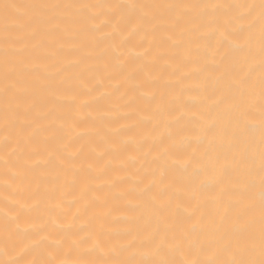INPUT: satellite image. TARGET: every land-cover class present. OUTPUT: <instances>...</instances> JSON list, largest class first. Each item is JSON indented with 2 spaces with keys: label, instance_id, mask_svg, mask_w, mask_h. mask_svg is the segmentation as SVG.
<instances>
[{
  "label": "bare ground",
  "instance_id": "obj_1",
  "mask_svg": "<svg viewBox=\"0 0 264 264\" xmlns=\"http://www.w3.org/2000/svg\"><path fill=\"white\" fill-rule=\"evenodd\" d=\"M261 0H0V264L261 259Z\"/></svg>",
  "mask_w": 264,
  "mask_h": 264
},
{
  "label": "snow or ice",
  "instance_id": "obj_2",
  "mask_svg": "<svg viewBox=\"0 0 264 264\" xmlns=\"http://www.w3.org/2000/svg\"><path fill=\"white\" fill-rule=\"evenodd\" d=\"M261 9H262V20H264V0H261ZM264 123V120H262ZM262 159H264V153H262ZM261 182L264 184V167H262V177ZM261 214H262V223H264V200H262L261 204ZM230 264H264V227H262L261 232V259L259 261H233Z\"/></svg>",
  "mask_w": 264,
  "mask_h": 264
}]
</instances>
